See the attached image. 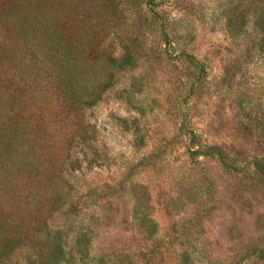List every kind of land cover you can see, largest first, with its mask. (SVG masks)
<instances>
[{
	"label": "rangeland",
	"instance_id": "1",
	"mask_svg": "<svg viewBox=\"0 0 264 264\" xmlns=\"http://www.w3.org/2000/svg\"><path fill=\"white\" fill-rule=\"evenodd\" d=\"M53 1L83 57L129 63L87 107L32 86L47 131L0 169V244L26 235L0 264H264V0Z\"/></svg>",
	"mask_w": 264,
	"mask_h": 264
},
{
	"label": "trees",
	"instance_id": "2",
	"mask_svg": "<svg viewBox=\"0 0 264 264\" xmlns=\"http://www.w3.org/2000/svg\"><path fill=\"white\" fill-rule=\"evenodd\" d=\"M50 1L41 0L39 6L31 0L0 1V169L14 167L10 161L17 156L31 158L42 151L47 129L36 121L38 113L30 109L35 100L30 93L32 86H43L40 96L47 103L48 93H54L59 84L61 98L69 105L87 107L113 84L110 68L129 63L126 56L122 60L112 56L105 46L83 57L79 42L93 41L94 35L65 24L71 22L76 27L86 17L73 15L66 21L68 18L59 14L53 18L48 9ZM103 37V33L96 34L98 42ZM194 153L216 154L223 162L222 154L213 149ZM254 164L264 172L261 163ZM140 222L144 225L145 220L140 218ZM12 230L14 233L9 231L3 238L0 253L25 241L23 232ZM54 246V254L62 253L61 246Z\"/></svg>",
	"mask_w": 264,
	"mask_h": 264
}]
</instances>
